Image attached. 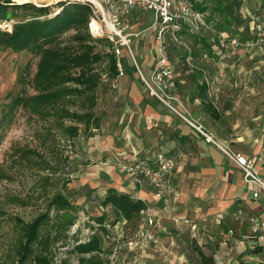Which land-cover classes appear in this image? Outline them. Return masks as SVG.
I'll return each instance as SVG.
<instances>
[{
    "label": "rangeland",
    "instance_id": "obj_1",
    "mask_svg": "<svg viewBox=\"0 0 264 264\" xmlns=\"http://www.w3.org/2000/svg\"><path fill=\"white\" fill-rule=\"evenodd\" d=\"M28 1L37 4H55L60 0ZM213 1L203 0L202 3L204 6H208ZM241 11L246 22L239 30H242L241 32L244 36H249L256 40L258 34L251 27V22L255 15L260 16L264 20V0H243ZM136 14V16L139 15L140 19L144 17L146 23H152L154 20L153 11L136 10ZM141 23L139 22L138 26H135V30L140 29L141 34L132 43L130 41L131 48L124 46L128 52V54L124 53V61L131 67L124 75V88L120 80V86L114 89L110 83L111 80L108 78H104L97 88L98 104L95 111L102 118L103 123L99 130L96 131L94 129L91 133L118 132L119 130L122 132L124 130L125 136L126 130H131L135 138L147 139L146 141H149L150 144L161 135V131L163 135L166 133L168 137L169 130L166 128L169 125L167 122L162 121L159 115H171L190 125L189 120L196 122L195 116L197 114L205 116L200 100L196 98L198 84L203 81L210 84L208 86L209 98L214 101V104L221 111L224 110L226 112L223 119V122H225L223 123L224 126L232 125L230 122L235 121L239 128L245 129L243 124L246 123L253 130L264 132L262 121V118H264V40L255 43L250 50L240 49L235 52H218L213 59H207L203 56L205 52L202 49L203 47L201 44L196 43V37L190 33V30L181 34L177 33L176 38L168 32L166 38L159 40L156 35L157 32L152 27L142 26L143 24ZM247 23L250 27L246 28L245 31L244 28ZM2 24H8L10 28L13 21ZM124 24H126L125 21ZM202 29L200 30L201 32L199 31L200 34L214 38V35L206 30L208 28ZM161 46L164 48L167 60L176 75L177 87L172 95L178 98V101L175 100L174 102V107L177 111L159 99L157 95L152 94V88L157 92L160 90L156 79L153 80L151 72L160 59ZM130 49L150 86L137 70L132 57L129 55ZM37 63L38 57L28 51L17 52L10 48H0V115L8 101L6 95L9 92L17 93L22 88V84L19 81L21 76L26 82L28 91L34 92L31 88V80L36 71ZM217 87L219 91L216 90ZM216 95H218V98H216ZM123 102L124 114L121 112V104ZM170 103H173L172 99H170ZM179 113H182L184 117ZM26 118L23 111H19L15 123L7 130L6 136L0 144V206L8 212V215L16 214L25 220H31L46 210L47 202L54 194L59 192L66 193L70 200L79 206L77 213L79 218L69 231L70 235H73V233H76V235L68 238L67 242L71 245L76 237L81 239L88 238L94 232L89 225V218L101 214L104 210L100 204L101 199L92 195L93 189L88 187L81 191V189H77L73 185L76 171L78 172L83 166H77V161L80 159L76 156V153L86 154L82 144H89V137L85 136L84 128L81 126L80 136L74 139L72 143H69L62 133L55 129L59 142L57 148L59 150L58 157L53 162L57 161L59 169L56 172H50L29 166H19L11 157L12 147H34L38 144L36 131L40 125L35 122L30 123ZM203 128L213 138L204 125ZM213 139L219 144L222 143L215 138ZM212 145L220 149L216 143L213 142ZM221 145L232 151L241 152L225 143ZM255 145L256 141L251 144V147ZM166 152L178 162L176 156L171 154L172 152ZM61 156L63 158L67 156L68 160L61 162ZM92 160L97 159L96 157L87 161L84 159V166L92 163ZM2 173L6 174V177H2ZM261 176L263 177L262 174ZM143 183L149 185L148 183ZM173 189L174 186L170 192L171 194L164 198L168 199L169 205L172 203V205L182 204L186 209L182 211L179 209L176 212H180L175 214H164L167 218L165 217L164 220H161L163 229H160V231H158V226H160L161 222L157 220L155 228L157 240L146 249L139 250L136 254L124 249L122 264H204L197 252L198 248L203 249L207 258L213 257L214 254L221 258V263L215 261L214 264H234L238 260L260 264L258 259L264 254V251L260 253L254 252L260 245L253 243L252 247L247 246L245 248L244 243L239 242L243 240V237L238 235V231L236 232L235 229L231 231L233 226L237 224L236 211L238 208L234 207L233 204L222 207L219 211L224 215L225 223L219 224L215 218H209V216L205 218L198 214L199 212L194 213L195 216L190 214L191 209H187V206L191 205L190 203L182 202L176 204L173 201L174 199L171 198ZM86 194H89L88 200L90 202H84L83 195ZM12 196H20L28 204L11 203L10 198ZM200 205L202 204H194L195 207ZM148 207L153 208L156 212L155 207L150 205ZM52 214L54 216V213ZM109 216L110 220H114L115 216L112 213ZM143 216L144 211L138 215L137 219L123 224L121 222L115 227H111L108 234L105 235L104 246L108 248L115 237L123 234L127 235L135 230ZM181 216H186V218L181 219ZM176 218L179 221L175 220ZM185 219H193L197 226L194 227L195 225H191L190 222H184ZM0 221L1 252L4 249V241L11 239L12 224L7 219H1ZM55 221L56 217H53L52 222L49 223V228L52 229L54 227ZM256 233L258 236L264 235L263 231H257ZM258 236L256 239H258ZM60 242L52 249L54 264H60V256L62 258L66 256L63 255L62 243ZM261 247L264 248V246ZM107 250L109 251V249ZM67 260L68 264H78L77 257L74 255H69Z\"/></svg>",
    "mask_w": 264,
    "mask_h": 264
},
{
    "label": "trees",
    "instance_id": "obj_2",
    "mask_svg": "<svg viewBox=\"0 0 264 264\" xmlns=\"http://www.w3.org/2000/svg\"><path fill=\"white\" fill-rule=\"evenodd\" d=\"M194 2L195 8L205 14L210 27L206 30L214 38L191 32L188 27L179 33L190 30L210 59L216 53L225 51L214 47L219 33L227 32L241 39L252 38L244 36L239 30L246 22L241 11L243 0H214L208 6L203 5V0ZM93 17L91 4L79 0H60L55 4L0 0V48L28 51L38 57L31 80L34 92L28 91L21 76L22 88L17 93L6 95L8 101L0 115V144L15 123L19 111H23L28 122L40 125L36 131V146L12 147L11 157L19 166L56 172L59 167L53 160L58 157L59 142L55 129L72 143L80 136L81 126L86 137L101 126V117L95 111L97 88L104 78L116 79L119 71L114 42L105 35L91 32ZM10 21H13L10 28L2 24ZM249 27L247 23L244 30ZM69 32L71 34L68 35ZM208 86L206 81L198 84L196 98L200 99L208 115L219 118V110L209 98ZM67 160V156H61V162ZM1 175L6 177V174ZM10 199L11 203L28 204L20 196ZM100 204L103 212L88 220L94 232L85 241L76 237L71 245L67 242L68 238L76 233L70 235L69 231L77 223L79 206L66 193L54 194L48 200L46 210L31 220L16 214L8 215L0 206V220L7 219L12 224L11 239L4 241V249L0 252V264H54L52 249L60 241L63 255H66L65 258L60 256L61 264H68L69 255L76 256L78 264H107L106 254L110 246H104V238L109 229L124 220L137 219L148 204L114 187L107 190ZM111 213L115 216L114 220H110ZM53 217L56 221L51 229L49 223ZM198 251L204 264H214L212 256L205 258L200 248ZM263 251L261 246L254 250L256 253ZM234 264L254 263L238 260Z\"/></svg>",
    "mask_w": 264,
    "mask_h": 264
},
{
    "label": "crops",
    "instance_id": "obj_3",
    "mask_svg": "<svg viewBox=\"0 0 264 264\" xmlns=\"http://www.w3.org/2000/svg\"><path fill=\"white\" fill-rule=\"evenodd\" d=\"M135 14L136 11L124 20L128 25L125 33L131 34V43L141 34L140 29L135 30V26H138L139 22H142V26L152 27V23H146L144 17L140 19L139 15L136 16L137 14ZM152 29L156 31L155 28L152 27ZM124 53L128 54L123 46L120 59L127 73L131 67L124 61ZM120 80L124 88L123 75L117 78V86H112L114 89L120 86ZM112 81H110L111 85ZM149 105L151 104L149 103ZM202 110L204 111L203 107ZM218 110L221 115L219 118H214L204 111L205 116L201 114L195 116L196 122L204 125L216 140L252 158L256 168L264 177V132L259 131V133L256 129L253 130L248 127L246 123L243 124L245 129L239 128L235 121L230 122L232 125L224 126L223 119L226 112L221 111L219 108ZM121 112L124 114V102L121 104ZM159 116L162 121L168 123L169 126L166 129L169 130V133L167 137V134L163 135L161 131V135L154 139L152 144L149 141L147 142V139L135 138L131 130H126L125 136L124 130L122 132L119 130L118 132L91 133L88 136L90 143L82 144L86 154L76 153V156L80 159L77 161V166H83L78 172L76 171L73 185L81 191L88 187L93 189L92 195L98 196L100 199L105 196L110 187H114L121 192L131 193L135 198L145 200L148 206L155 207L156 219L161 222L166 217L164 214L179 213L186 209L185 206L182 204L172 205L173 203L169 205L168 199L158 195L151 186L139 182L133 173L121 169L120 165L131 162L136 156H153L160 151H169L178 160V169L173 178L172 187L174 186V189L171 198L174 199L173 201L176 204L190 203L191 205L187 206V209H191L190 214L199 212L198 214L205 218L208 216L209 218H215L219 224L225 223L224 215L219 210L226 207V205L233 204L238 209L243 208L246 215L255 214L264 218V195L261 194L258 198L253 197L252 193L258 187L255 184L245 182L243 172L233 161L229 160L220 149L215 148L212 145L213 142H210L189 123L171 115ZM262 121L264 124V118H262ZM102 123L101 118L100 127H102ZM254 141H256V145L251 147ZM93 157H96L97 160H92V163L84 166V159L87 161L93 159ZM83 197L84 202H90L88 200L89 194L83 195ZM196 203L202 205L195 207L194 204ZM179 209L180 211L176 212ZM246 215L243 217L237 216V224L233 226L231 231L235 229L236 232L238 231V235L243 237V240L239 242L244 243L245 248L247 246L252 247L253 243L264 246V235H257V231H254ZM183 218H186V216H181V219ZM184 222H190L191 225H195L194 227L197 226L193 219H185ZM123 223H127V221L124 220ZM159 225L158 231L163 229L162 222ZM257 236L258 239H256ZM198 249L197 252L200 255ZM200 249L203 251L202 248ZM133 252L136 254L138 251ZM215 255H213L214 262L219 261L218 263H221V258Z\"/></svg>",
    "mask_w": 264,
    "mask_h": 264
},
{
    "label": "built area",
    "instance_id": "obj_4",
    "mask_svg": "<svg viewBox=\"0 0 264 264\" xmlns=\"http://www.w3.org/2000/svg\"><path fill=\"white\" fill-rule=\"evenodd\" d=\"M89 2L94 11V17L90 22L91 32L94 34H102L107 36L114 42L115 52L118 58V76L112 81V86L116 87L118 77L125 75V68L121 63L122 47H130V33H125L128 28L124 24V20L134 11H153L154 20L152 27L156 29L159 40L166 38L169 32L176 38L185 27H188L193 32H199L202 28H209L205 14L195 8L194 0H79ZM96 26H92L93 23ZM251 27L257 32L256 40L254 38L241 39L237 36L230 35L227 32H221L216 37L215 49H223L225 51H239L240 49L250 50L255 43L264 40V20L260 16L255 15L251 22ZM132 60L143 77L144 81L150 86L149 81L145 78L141 71L132 50L129 51ZM203 56L210 59L208 52H204ZM152 73L153 80L156 79L160 88L157 92L152 88L153 95H157L159 99L165 102L172 109L177 96L172 95L176 89V75L170 62L164 53V48L160 47V59L154 67ZM219 91V88H216ZM218 98V95H216ZM170 99L173 103H170ZM182 117L184 115L179 113ZM191 125L209 141L218 145V147L232 160L243 172L246 183L255 184L258 189L252 195L258 198L261 194L264 195V179L255 167L254 160L249 156L232 151L221 144L217 143L203 128L202 124L192 122ZM121 169L133 173L139 182L148 183L154 191L162 196L167 197L172 191L173 178L178 169V162L174 157L167 152L160 151L153 156L134 157V159L125 164L120 165ZM243 208L236 211V216H245ZM248 222L253 227L254 231L264 232V218L255 214L246 215ZM175 220H178L177 218ZM157 219L155 210L148 207L144 210V216L139 221L135 230L127 235H119L113 239L110 244L109 251L106 254L107 264H122V254L124 249L131 252L146 249L151 243L157 240L156 238ZM88 238H82V241ZM258 259L260 264H264V255ZM61 264V263H60Z\"/></svg>",
    "mask_w": 264,
    "mask_h": 264
},
{
    "label": "bare ground",
    "instance_id": "obj_5",
    "mask_svg": "<svg viewBox=\"0 0 264 264\" xmlns=\"http://www.w3.org/2000/svg\"><path fill=\"white\" fill-rule=\"evenodd\" d=\"M19 1H28V0H19ZM8 25V24H7ZM92 26H96V23L94 22Z\"/></svg>",
    "mask_w": 264,
    "mask_h": 264
}]
</instances>
